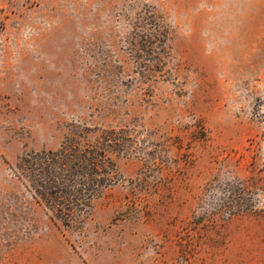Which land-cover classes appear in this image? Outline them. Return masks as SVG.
<instances>
[{"label":"rangeland","instance_id":"374dc122","mask_svg":"<svg viewBox=\"0 0 264 264\" xmlns=\"http://www.w3.org/2000/svg\"><path fill=\"white\" fill-rule=\"evenodd\" d=\"M80 122L138 140L63 227L10 165ZM0 264H264V0H0Z\"/></svg>","mask_w":264,"mask_h":264},{"label":"trees","instance_id":"16d2710c","mask_svg":"<svg viewBox=\"0 0 264 264\" xmlns=\"http://www.w3.org/2000/svg\"><path fill=\"white\" fill-rule=\"evenodd\" d=\"M137 140V131L128 125L72 123L57 147L18 156L11 175L51 221L72 227L118 181L113 156L131 154Z\"/></svg>","mask_w":264,"mask_h":264}]
</instances>
